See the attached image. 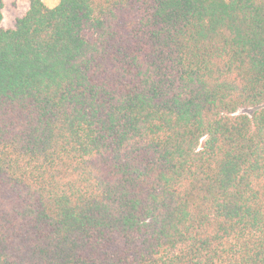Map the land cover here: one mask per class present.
Instances as JSON below:
<instances>
[{"label": "trees", "instance_id": "trees-1", "mask_svg": "<svg viewBox=\"0 0 264 264\" xmlns=\"http://www.w3.org/2000/svg\"><path fill=\"white\" fill-rule=\"evenodd\" d=\"M3 10L0 264H264V0Z\"/></svg>", "mask_w": 264, "mask_h": 264}, {"label": "rangeland", "instance_id": "rangeland-1", "mask_svg": "<svg viewBox=\"0 0 264 264\" xmlns=\"http://www.w3.org/2000/svg\"><path fill=\"white\" fill-rule=\"evenodd\" d=\"M4 3L3 22L1 27L8 30L15 26L17 19L25 16L30 9V0H2ZM45 4L53 8L59 4V0H45ZM251 114V110L241 111Z\"/></svg>", "mask_w": 264, "mask_h": 264}]
</instances>
